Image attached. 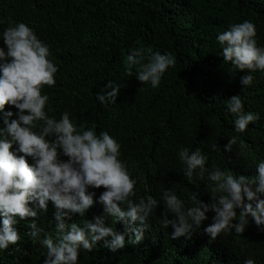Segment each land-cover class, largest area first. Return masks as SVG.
<instances>
[{"label": "trees", "instance_id": "1", "mask_svg": "<svg viewBox=\"0 0 264 264\" xmlns=\"http://www.w3.org/2000/svg\"><path fill=\"white\" fill-rule=\"evenodd\" d=\"M10 20L32 27L58 67L55 86L45 85L42 91L49 96L45 110L50 107L48 114L57 119L67 111L76 125H96L97 134L107 131L114 136L121 144L120 159L137 180L138 196L159 199L171 188L189 204L192 194L211 202L208 182L194 178L190 183L183 174L180 147L200 148L209 156V167L218 165L249 178L258 174L256 164L264 160V72L252 73V86L241 85L245 73L224 62L216 36L232 23L250 20L258 46H264V0H0V33ZM141 45L176 57L175 67L166 71L158 88L144 86L126 71L127 55ZM0 47L6 49L2 39ZM108 81L119 84L120 91L115 104L104 106L96 93ZM235 95H240L245 111L260 115L244 133L234 131V117L226 109ZM9 110L17 111L6 104L4 111ZM231 136L240 139L231 152H224ZM216 142L220 150L210 151L209 145ZM241 142L245 149L239 147ZM103 190L93 189L96 197ZM162 209L158 206L148 218L149 229L139 246L111 253L98 242L92 252L81 251L79 264H244L249 258L264 264V226L258 227L251 217L243 234L211 240L203 231L212 222L214 213L209 212L190 239H172L171 225L159 224ZM53 212L49 203L48 212L35 218L37 227L52 232ZM104 215L103 205L95 203L69 223L94 222ZM32 219L17 225L19 247L0 251V264H43L47 249L27 236ZM106 226L123 231V224L110 217Z\"/></svg>", "mask_w": 264, "mask_h": 264}, {"label": "clouds", "instance_id": "2", "mask_svg": "<svg viewBox=\"0 0 264 264\" xmlns=\"http://www.w3.org/2000/svg\"><path fill=\"white\" fill-rule=\"evenodd\" d=\"M0 39L6 46L0 47V113L4 125L0 126V251L13 246L18 249L22 236L17 225L34 218L27 236L33 244L47 249L43 264H79L81 251L92 252L98 242L111 253L126 245L139 246L149 229L148 218L160 205L159 224L163 228L171 225L172 239H190L209 219V212L214 213L212 222L203 231L211 240L221 234H243L249 217L258 227L264 226V160L256 164L258 174L249 178L218 165L209 167L208 154L198 147H180L177 156L183 174L190 183L194 178L206 180L211 202L204 203L192 194L189 204L171 188L164 189L159 199L138 196L137 180L132 178L127 162L120 159L121 144L114 136L107 131L97 134L96 125H76L67 111L57 119L48 114L50 107L45 110L49 96L42 91L45 85L55 86L58 67L49 59V46L35 30L10 20ZM216 41L224 62L245 73L240 77L241 85L252 86V73L264 72V46H258L255 24L250 20L232 23L217 34ZM176 62L171 52L141 45L127 55L126 71L155 89ZM119 91V84L108 81L96 99L104 106L115 104ZM6 104L17 111H4ZM226 109L234 117L237 133H244L260 120L259 113L245 111L240 95L229 98ZM13 115L16 118L10 119ZM239 139L229 137L223 151L231 152ZM239 147L245 149L247 145L241 142ZM209 148L220 150L217 142ZM101 186L104 190L96 197L93 189ZM49 203L54 208L52 232L38 228L35 219L48 212ZM95 203L103 205L104 216H96L94 222L69 223L75 214L83 217ZM108 217L115 224L122 223L123 231L106 226ZM244 264L255 261L249 258Z\"/></svg>", "mask_w": 264, "mask_h": 264}]
</instances>
